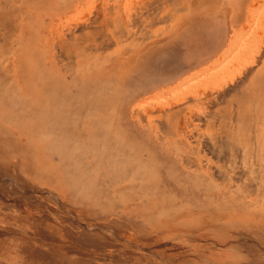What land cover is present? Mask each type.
Listing matches in <instances>:
<instances>
[{
    "label": "rangeland",
    "instance_id": "rangeland-1",
    "mask_svg": "<svg viewBox=\"0 0 264 264\" xmlns=\"http://www.w3.org/2000/svg\"><path fill=\"white\" fill-rule=\"evenodd\" d=\"M200 3L208 53L224 48L189 72L163 46L152 90L139 45L156 35L126 17L132 0H0V235L34 238L63 220L94 264H264V0L168 2L166 34L199 23L182 16ZM104 8L122 28L104 24ZM207 85L238 98L203 107L188 93Z\"/></svg>",
    "mask_w": 264,
    "mask_h": 264
},
{
    "label": "bare ground",
    "instance_id": "bare-ground-1",
    "mask_svg": "<svg viewBox=\"0 0 264 264\" xmlns=\"http://www.w3.org/2000/svg\"><path fill=\"white\" fill-rule=\"evenodd\" d=\"M168 2H169V6H171V9H173L174 11L175 10H180V6H182L181 0H132V4H133V6H132V12L134 14H128V15H126V17H128L129 20L131 18H133V23H136V24L140 23V29L142 27L145 28L146 26H148L150 28H164V27H162V25L166 24L167 18L165 16H162L161 17L159 11L163 8V5L166 6V3H168ZM96 5L98 6L99 4L97 3ZM169 6H167V7H169ZM184 10H188V12H189V8L187 7V5L184 8ZM98 11H100V10H98V8H97V12ZM102 12H103L102 13V16H103V22H104V24L107 23V25H109V26H113V27H117V28H122L120 23L118 24L115 21L114 22H111V21L107 22V19H106L107 17L106 16L109 13L106 12V9L105 8H104V10H102ZM98 17H99V15H98ZM109 18H110V16H109ZM116 19H118V18H116ZM0 22H1V20H0ZM90 23H93L94 24L95 21H92ZM89 27H91V26H89ZM80 28H88V26L85 27V25H84V26H81ZM143 30H141V31H143ZM81 32H82V30H81ZM167 32L165 31V29H161L159 31V33H158V36L167 35L166 34ZM154 35H157L156 32H154ZM236 74H241V72H239V71L232 72L231 73V77L228 78V80L230 82H232L235 78L238 77V76L236 77ZM248 74H249V72L246 71V73H245V75H244V77L242 79L243 80L246 79ZM255 77H257V75ZM258 81L260 82L261 80L259 79V80H257V82ZM207 83H205V84H207ZM225 84L215 85L212 88L213 89H216L217 92H218L222 87L225 86ZM245 84H243L244 87H245ZM231 86H233V85L231 84ZM236 86H238V85H236ZM208 88L209 87L207 85V86L203 87L202 89L194 90V92H189L188 94L192 95L193 98H194V101L197 104H199V105H201L203 107H209V105H207V104H210V103H211V106H212V105H217V104H219L221 102H224L226 97H229V98H231L233 100H235L236 98H238V94H239L238 93L239 92L238 88H235L234 87L235 88L234 89L233 87L232 88L229 87L230 89L228 90V92L226 93V95H223V93L221 95L220 94L221 92L219 91L220 92L219 94L221 96H211V95H209L208 93H206V90ZM177 95L178 94H176V96ZM181 95L182 94H180L179 97ZM186 95H187V92H184L183 97L181 99H179L177 101V103L178 102H180V103H187L188 100L186 99L187 98ZM179 97H177V98H179ZM177 98L174 97V99H177ZM238 100H240V99H238ZM184 109L185 110H187V109L188 110H191V105H187L186 104V107ZM138 110H139V108H138ZM182 110L183 109H181V111ZM178 111H180V110H178ZM158 116L159 117H162V121L161 122L163 123V124H161L159 122V120H156L157 123H158V125H159V128L161 127L163 130L166 129L164 131V132H166L165 138L171 139L172 138V133H174V136L176 137L177 136V133H179L177 131V128L180 127L179 126V121H175L172 124V126L171 125L168 126L167 120H168V117L170 118L171 114L170 113H167V114H164L163 113L162 116L161 115H158ZM158 116L156 118H158ZM225 119L228 120V121H231V122L234 120L233 118H231L229 116H225ZM235 120H237V122H240L242 120L247 121V120H249V116H248V118H246V116L244 114H242V115L238 114V115H236ZM171 129L173 130V132H171ZM209 135H210V140H209L210 142H208V144L209 143L210 144L212 143L213 145L218 146V148H217V152L218 153L217 154H219L220 151H221L220 150V147H223V143L221 142V139L219 140V138H217L215 132H213V133L211 132V133H209ZM226 138H228L229 140L232 141V140H234L235 137H232V135L230 133H227L226 134ZM207 146L208 145H206L205 147L208 149V151H212V148L210 150L209 147H207ZM216 157H218V155ZM243 159H245V158H243ZM193 167H195V169L198 170V165H193ZM248 172H249V170H248ZM3 188H5V187H3ZM30 189H32V187H30ZM6 191H8V190H6ZM1 198H3V197H1ZM35 203H36V201H35ZM37 207H39L43 211V213H46V211L44 210V208L42 206L39 205ZM1 210H2V204L0 203V211ZM42 218H45V217H42ZM63 223H64L63 220H60L57 223L56 222L54 223V222H50V219H46L45 221L42 222V225H43L42 231L37 230V232H35L34 238H21L17 234L16 235H13V236L12 235H8V236H6V235H0V264H94V262H92V261L85 262L84 259L81 256L82 253L85 252V251H87L88 249H90V248L93 249V246H90V245L88 246V245L80 244V242L76 238H73L72 235H70V237H66L64 235L65 233H67L66 231H64L66 225H64ZM83 231L84 232H88L86 229H84ZM85 236H87V235H85ZM88 236L94 237L91 241H93L95 239H100V237H101V235H98L97 233H94V234H90L89 233ZM98 241H100V240H98ZM46 242H47V244H46ZM59 243H63V245H61ZM94 246H95V249L100 250L99 249L100 248V244L99 245H96L95 244Z\"/></svg>",
    "mask_w": 264,
    "mask_h": 264
},
{
    "label": "crops",
    "instance_id": "crops-1",
    "mask_svg": "<svg viewBox=\"0 0 264 264\" xmlns=\"http://www.w3.org/2000/svg\"><path fill=\"white\" fill-rule=\"evenodd\" d=\"M77 1H82V0H77ZM89 1V0H87ZM205 3V2H204ZM202 4L200 3V7L198 10V13H192L191 8L189 9V15L187 17V13L183 14V21H189L190 19L194 17H199V23L197 24H191V25H182L176 28H173L171 32L167 35L164 36H158V33L161 29L163 28H152L154 29L153 31L156 32L155 38L150 41L148 44H140L142 48L146 49L144 51H141V60L142 62L141 66L142 68L149 69V72H151V87H158V73H157V66L156 64L153 63V59L157 61L158 65V60H159V50L163 46H167L168 48H172V53H173V58L175 59V62L182 64L184 66H187L189 69V72L193 69L196 68H201L202 66L207 67L208 63L214 60L216 57V51L219 54L221 50L224 48L223 41L220 40L217 43H213L211 45L210 53H208V47H207V26L206 24H201L206 21L205 14L203 13L205 10H201ZM237 11H238V6H236ZM182 27V28H180ZM88 28H91L88 26ZM144 28H142L143 30ZM144 33V31H141V34ZM174 40V41H173ZM216 42V41H214ZM153 50L150 48L154 47ZM159 49V50H158ZM151 50V51H150ZM155 52V53H154ZM152 56V59L148 57V55ZM140 54V55H141ZM202 67L201 69L205 68ZM200 69V70H201ZM145 70V69H144ZM199 70V71H200ZM193 74V73H192ZM191 75V74H190ZM180 78V77H179ZM179 78L174 79V80H179ZM185 80V79H184ZM152 90H155L153 88ZM218 153V152H217ZM218 154H215V158H217ZM219 156V155H218ZM220 159L222 157H219ZM200 167L198 170L195 169L194 171L199 173L200 175ZM237 175V174H235ZM244 176V175H243ZM232 177V176H231Z\"/></svg>",
    "mask_w": 264,
    "mask_h": 264
}]
</instances>
